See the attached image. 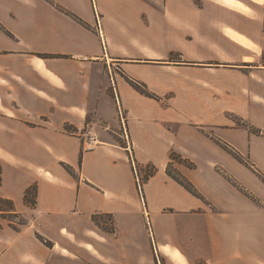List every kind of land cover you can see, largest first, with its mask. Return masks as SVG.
I'll return each mask as SVG.
<instances>
[{"label":"crops","instance_id":"0c3cea01","mask_svg":"<svg viewBox=\"0 0 264 264\" xmlns=\"http://www.w3.org/2000/svg\"><path fill=\"white\" fill-rule=\"evenodd\" d=\"M172 2L0 0V264H264V0Z\"/></svg>","mask_w":264,"mask_h":264},{"label":"trees","instance_id":"16d2710c","mask_svg":"<svg viewBox=\"0 0 264 264\" xmlns=\"http://www.w3.org/2000/svg\"><path fill=\"white\" fill-rule=\"evenodd\" d=\"M131 84H133L134 87H136L139 91H141L142 93L146 94V95H151V93H149L144 87H142L141 85H139L136 82L130 81ZM252 130V129H251ZM226 151H228L229 153H231L232 156H234L237 160H239L242 163H245L243 160V157L237 152L235 151V149H233L232 147H230L227 143H221L220 141H217ZM170 159L171 162L172 161H177L179 163H183L189 167L193 166V163L187 161L186 159H183L180 155L172 152L170 155ZM68 170L70 171V169L68 168ZM155 171V168H153V170L151 171V173H153ZM167 172L174 178L176 179L180 184H182L187 190H189L191 193L200 196V194L197 192V190L195 189V187L191 184L190 181H188L185 177H183L181 174L177 173V172H172V170L170 169V165L167 168ZM0 183H1V163H0ZM35 192H36V187L30 186L26 189L25 194H24V200L26 203L29 204H33L34 203V196H35ZM14 210V204L13 201L11 199L8 198H4V197H0V214H5L8 212H12ZM111 222V226L109 225H104L105 222L107 221ZM93 221L95 222V224L97 226H99L100 228L108 231V232H114V226L112 223V218L110 215H104V214H94L93 215ZM24 221H19L18 224H24ZM12 227L14 229L17 228L16 225H12Z\"/></svg>","mask_w":264,"mask_h":264},{"label":"built area","instance_id":"2783aa9c","mask_svg":"<svg viewBox=\"0 0 264 264\" xmlns=\"http://www.w3.org/2000/svg\"><path fill=\"white\" fill-rule=\"evenodd\" d=\"M118 111H119V109H118ZM120 113H121V111L119 112V114ZM121 120L123 121L122 117H121ZM83 143H84V146H85L84 148H88V149L93 147L94 145H96L98 143V140H97V138L95 136V133L91 132V128L86 131V134L84 135ZM139 181L140 180H139V178L137 176V186H138V188L141 191V186H140V182Z\"/></svg>","mask_w":264,"mask_h":264},{"label":"rangeland","instance_id":"374dc122","mask_svg":"<svg viewBox=\"0 0 264 264\" xmlns=\"http://www.w3.org/2000/svg\"><path fill=\"white\" fill-rule=\"evenodd\" d=\"M180 1H185V0H178L177 2L180 3ZM177 2H176L175 0H173V2L169 4V6L176 5ZM93 8H94V5H93ZM153 10H154V8H153ZM67 14H68V13H67ZM68 15L71 16L72 18H74V16L71 15L70 13H69ZM168 15H169V19H173L172 16H174L175 13L172 12V11H169V12H168ZM74 19H75V18H74ZM95 136H96V135H95ZM98 143H99V142H98ZM11 218H12V217H11ZM12 220L16 223L15 225H18V222H19V221H26V218H25L24 216H19V217H17V218H14V217H13Z\"/></svg>","mask_w":264,"mask_h":264}]
</instances>
